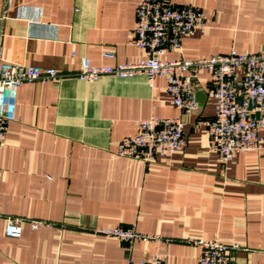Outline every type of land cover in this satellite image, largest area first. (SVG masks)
Segmentation results:
<instances>
[{
  "label": "crops",
  "instance_id": "obj_1",
  "mask_svg": "<svg viewBox=\"0 0 264 264\" xmlns=\"http://www.w3.org/2000/svg\"><path fill=\"white\" fill-rule=\"evenodd\" d=\"M200 6L206 25L168 58L264 50V0H168ZM139 0H0V53L14 62L55 67L56 80L25 81L16 118L0 149V264H126L163 256L165 264H198L195 237L239 247L231 264H264V147L227 166L209 147L215 114L212 75L199 69V108L184 113V149L142 162L117 153L119 140L152 115L173 116L167 78L77 76L94 65L134 62L130 42ZM110 51L113 55H106ZM9 216L22 219L9 236ZM46 223L34 227L32 220ZM134 225L160 239L133 246L98 227Z\"/></svg>",
  "mask_w": 264,
  "mask_h": 264
},
{
  "label": "built area",
  "instance_id": "obj_2",
  "mask_svg": "<svg viewBox=\"0 0 264 264\" xmlns=\"http://www.w3.org/2000/svg\"><path fill=\"white\" fill-rule=\"evenodd\" d=\"M206 25L205 11L191 1L179 5L168 0H139L136 23L130 42L146 55L134 62L94 65L90 58L82 59L77 76L95 80L103 75L132 77L148 76L151 85L159 75L167 78L166 91L179 109L173 116L152 115L137 122L136 131L123 136L117 153L132 159L151 162L158 154H170L186 146L184 113L199 108L196 98V77L199 69L212 75L215 114L208 125L209 147L227 166L239 153L264 147V50L216 53L197 58H168L167 52L180 48L182 39ZM106 55H113L106 51ZM61 74L55 67L14 62L0 53V149L7 140L10 123L16 118L19 86L35 79L56 80ZM1 173V167H0ZM46 222L32 220L34 227ZM22 219L9 216L6 233L20 237ZM97 231L115 236L133 246L136 241L160 239L158 233L144 232L136 226L122 224L101 226ZM192 243L200 247L198 264H231L237 242L229 244L218 237H195ZM126 264H165L159 253L139 259L129 256Z\"/></svg>",
  "mask_w": 264,
  "mask_h": 264
},
{
  "label": "water",
  "instance_id": "obj_3",
  "mask_svg": "<svg viewBox=\"0 0 264 264\" xmlns=\"http://www.w3.org/2000/svg\"><path fill=\"white\" fill-rule=\"evenodd\" d=\"M202 95H204L203 92H201V91H199V90L196 91V98H197V99L203 100V99L201 98Z\"/></svg>",
  "mask_w": 264,
  "mask_h": 264
}]
</instances>
